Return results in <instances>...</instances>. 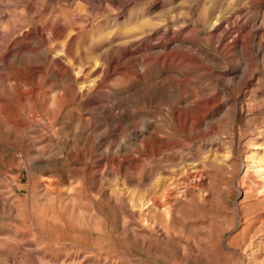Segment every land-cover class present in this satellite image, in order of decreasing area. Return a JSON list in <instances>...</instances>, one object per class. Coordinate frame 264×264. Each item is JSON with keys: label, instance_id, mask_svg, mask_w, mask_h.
<instances>
[{"label": "rangeland", "instance_id": "374dc122", "mask_svg": "<svg viewBox=\"0 0 264 264\" xmlns=\"http://www.w3.org/2000/svg\"><path fill=\"white\" fill-rule=\"evenodd\" d=\"M212 2L0 0V264H264V48Z\"/></svg>", "mask_w": 264, "mask_h": 264}, {"label": "bare ground", "instance_id": "6f19581e", "mask_svg": "<svg viewBox=\"0 0 264 264\" xmlns=\"http://www.w3.org/2000/svg\"><path fill=\"white\" fill-rule=\"evenodd\" d=\"M262 1L264 0H213L211 4L213 15L210 19L207 20L206 27H207L208 37L215 45L214 50L218 52L219 55V57L216 59L218 63L221 64L223 62L224 56L222 53L224 52H228V53L234 52L233 53L234 55L232 56H235L237 55V53L244 54L251 47L254 50L257 49L258 52H260V50L264 48L263 41L260 39L258 40L256 39L257 34L261 30L260 27L257 26L256 24L260 16L259 15L260 13L257 11V9H259ZM160 12L161 10L158 11L157 13ZM184 23L185 22L179 23V21H177L176 19L172 20L170 22L171 26H168V28H166L165 32L163 33L164 38L176 39L175 41L180 43L179 47H182V49L186 48L185 45L186 43H189L191 45H194L197 42L201 43V40H199L200 38L198 36H195L194 38L188 37L187 35L182 36L186 30ZM158 31H159L158 28L150 27L147 29L145 34L141 36H137L135 39L137 41L143 42L144 40L150 39V37L158 33ZM251 42H255V44L252 46ZM164 45L166 44L164 43ZM152 48L153 46L147 44V50ZM184 55L190 61L196 60V57L188 53V51L184 52ZM115 60L116 59H114V56L111 57V59H105V63L107 64V67L109 68L112 67ZM228 66H229V70L225 69V71L227 72L228 75H231L232 79L230 80V84L237 85L239 87V90H242L244 86L248 83L250 78L247 69L239 65H235V63L228 64ZM107 73L108 71H106L105 69L101 70V76H104ZM84 83L85 82H82V84ZM81 87L82 89L85 88V86H81ZM89 87H92V85ZM225 91L226 93L233 96L232 105L234 106V109L236 111H240V108L237 105L238 98L231 93L229 86L225 87ZM81 93L84 92H82L81 90ZM262 166L263 164L261 163V161L257 163L256 167L258 172H260L263 169ZM263 183H264V177H263Z\"/></svg>", "mask_w": 264, "mask_h": 264}]
</instances>
